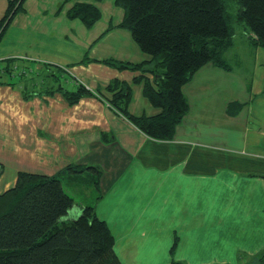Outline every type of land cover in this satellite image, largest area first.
Here are the masks:
<instances>
[{"label": "crops", "instance_id": "crops-1", "mask_svg": "<svg viewBox=\"0 0 264 264\" xmlns=\"http://www.w3.org/2000/svg\"><path fill=\"white\" fill-rule=\"evenodd\" d=\"M38 10L46 7L24 0L23 10L0 39V60L11 59L0 67L12 70L0 68V148L6 152L0 162L4 169V158L11 156L15 168L8 176L2 170L0 192L15 183L20 170L53 174L69 163L89 164L97 168L96 184L90 169L80 174L64 171L63 184L70 192L87 184V196L111 229L123 264H131L133 252L147 260L154 256L159 264H169L171 258L192 264H246L263 253L264 47L237 31L222 55L226 66L205 63L183 85L188 111L170 139L158 140L118 117L109 94L86 95L68 104L59 90L68 88L59 73L48 69L65 71V66L78 63L87 53L88 40L81 41V34L68 29L60 33L54 26L44 28L36 23ZM122 16L111 17V25ZM106 29L101 34L121 31ZM115 35L103 57H147L138 48L126 53L128 38L123 34L126 41H121L122 33ZM20 64L29 70L47 68L57 86L36 90L29 77L22 85L9 80L15 69H21V77L26 74ZM72 72L74 84L84 81L93 91L111 75L105 69L106 76L100 74L98 82ZM132 73H125L126 79L137 74ZM140 87L129 103L130 112H157ZM231 102L233 113L228 112ZM89 199L77 205L91 203Z\"/></svg>", "mask_w": 264, "mask_h": 264}, {"label": "trees", "instance_id": "trees-1", "mask_svg": "<svg viewBox=\"0 0 264 264\" xmlns=\"http://www.w3.org/2000/svg\"><path fill=\"white\" fill-rule=\"evenodd\" d=\"M71 1L67 15L86 26L100 18V0ZM24 0H7L0 17V39L13 16L23 10ZM123 8L122 19L114 27L129 30L147 57L129 61L114 57L101 59L85 53L78 62L103 61L137 74L142 94L157 108L153 114L127 110L131 86L127 81L106 85L110 105L151 138L170 139L175 126L188 111L182 90L205 63L226 66L222 57L237 31L246 32L253 44L264 47V0H114ZM11 59L4 58L2 62ZM7 64V63H6ZM11 73V67L1 66ZM73 90L61 89L68 104L86 95H108L76 83ZM231 102L228 112L233 113ZM97 168L89 164H67L58 172L45 174L20 170L15 183L0 192V264H123L114 250L115 237L93 204L78 206L64 187V171L80 174ZM3 167L0 162V174ZM77 205V206H76ZM176 240L172 244L175 246ZM264 264V252L254 256ZM170 264H182L171 260ZM221 264V263H208Z\"/></svg>", "mask_w": 264, "mask_h": 264}, {"label": "rangeland", "instance_id": "rangeland-1", "mask_svg": "<svg viewBox=\"0 0 264 264\" xmlns=\"http://www.w3.org/2000/svg\"><path fill=\"white\" fill-rule=\"evenodd\" d=\"M4 1L5 0H0V17L3 15L4 10H5V2ZM33 1L35 4H40V5L43 4V6L46 7V10H44V11L38 10L37 13H38L39 17L37 18L36 23L37 22L42 23L43 25H45L44 28H46V27L51 28L52 26H54L57 29V31L60 33L63 30L68 29L72 33L75 32L77 34H81V37H80L81 41L88 40V43L86 44V50H87V55L90 58L93 56L103 57L104 55H106V53L111 49L110 44L114 43V41L116 39L115 33H117V32L122 33V35H120L121 41L122 40L126 41V37L129 40V45L127 46L126 53H129L134 48H138V50H140L138 44L133 40L129 30H127L125 28H120L121 31H113V30L108 29V26L111 24L113 19L118 17V16H122V14H123L122 6L116 4L114 2V0H100L98 2V5H99L100 11H101V15H100V18L98 20H96L93 23V25H91V26L84 25V23L82 21H80L77 17H70L69 15H67V2L65 0H33ZM60 10H61V12H60ZM111 17H113L112 20H111ZM75 22H77L79 25L78 26L73 25ZM103 25H105V27L102 30H100ZM106 27H107L106 31L107 30H109V31L101 34ZM123 34H125L126 37H124ZM117 48H118V50L121 51V49L119 47H117ZM114 58L119 59V57H114ZM123 60H129V59H123ZM129 61H132V60H129ZM18 68H24V66L20 64V66ZM24 69L26 70L25 75H22V77H21L19 74H17V72L21 71V69L19 71L17 69H15L13 76L9 80H11V81L15 80V82L17 84L22 85L24 82L23 79L26 77H29V80H31L33 82V84L30 81H29V83H31L32 88H34L36 90H40L42 87H47V86L53 85L54 75H50L51 73H48V71H46L47 68L43 69V70H37V71L34 69L33 70L32 69L29 70L27 68H24ZM65 69H66L65 71H63V70L58 71L57 69H54V68H49L48 70L51 72L56 71L57 73H59V79H60L61 84L64 87L68 88V90L74 89L76 87V84H74V81L72 80L73 79L72 75L74 73V72H72L73 70H75V73H77V75L79 77H83V79H87L88 77L89 78H95L98 82H99L100 74L102 76H104V75L106 76V73L104 72V70L105 69L109 70L111 75H109L106 78V80H107L106 83L104 85H101V87H102L101 89H102V92L104 94L109 93V95H111V93L105 88L108 83H110L112 81H117V80L127 81V82H129V85L131 86V95L134 98L137 88H139L141 85V82L133 81V76L130 79H126L125 73H132L133 71L130 72L131 70H129V69H119V68L114 67L112 65H109L103 61L102 62L97 61V60L96 61H89V62H82L81 61V63H74V64H70L68 66H65ZM125 70H129V71H125ZM78 76H77V78H79ZM1 78L7 79V76L3 75ZM124 79H126V80H124ZM81 83L85 87L86 86L90 87V85H87L84 81H82ZM54 84L57 86V83H54ZM27 87L30 88V84ZM87 89H89V88H87ZM91 91H93V90H91ZM94 92H96V90ZM130 100L132 101V98ZM137 105L138 106L140 105L138 99H137ZM114 110L116 113L120 114V115H118V117H120V118L125 117L120 110H118L116 108ZM127 110L130 111L129 106L127 107ZM84 135H85V133H84ZM3 153H6V152L0 148V156H4ZM4 161L6 163V167L3 169V171H5L6 176H8V174H12V172L14 171L15 168L12 166L13 161L11 159V156H7V158H4ZM1 183L2 182H0V185H1ZM64 187L68 189L67 185H65ZM87 187H88L87 184L84 183L81 186H76L75 191H71V193L74 195L75 201H77V202L88 201L89 198H88L87 192H86ZM89 201L91 203H93V205L95 206V204L93 202L94 199H89ZM163 246H164V244H163ZM163 246H159V248L161 249V247H163ZM124 253H126V252H124ZM120 255L122 257L123 254L121 253ZM159 255H160V252H157L156 256H159ZM213 255L215 257L218 256V254H213ZM130 260L131 261H129V262L131 264H159V260L155 259L154 256L152 257L153 261L151 259L147 260V259H145V255H142L140 252H133L132 255H130ZM171 260H173V259L171 258L170 262H171ZM177 261H179V260H177ZM245 261H241V262L209 261L208 263L216 262V263H221V264H242ZM124 262H127V261L124 260ZM181 262H182V264H190V263L192 264L193 263V262H187V261H181ZM208 263L206 262L205 264H208ZM246 264H259V261L257 259H254V257H252L250 260H248V262Z\"/></svg>", "mask_w": 264, "mask_h": 264}]
</instances>
